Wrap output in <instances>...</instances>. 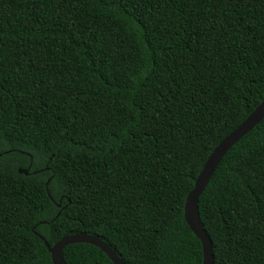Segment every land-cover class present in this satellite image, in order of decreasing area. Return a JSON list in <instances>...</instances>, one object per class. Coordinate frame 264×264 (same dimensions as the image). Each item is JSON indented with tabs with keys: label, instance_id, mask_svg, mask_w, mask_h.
I'll return each mask as SVG.
<instances>
[{
	"label": "trees",
	"instance_id": "16d2710c",
	"mask_svg": "<svg viewBox=\"0 0 264 264\" xmlns=\"http://www.w3.org/2000/svg\"><path fill=\"white\" fill-rule=\"evenodd\" d=\"M263 99L264 0H0V264H53L36 232L202 264L187 196ZM199 211L213 264H264V118ZM63 256L114 264L85 242Z\"/></svg>",
	"mask_w": 264,
	"mask_h": 264
},
{
	"label": "water",
	"instance_id": "95a60500",
	"mask_svg": "<svg viewBox=\"0 0 264 264\" xmlns=\"http://www.w3.org/2000/svg\"><path fill=\"white\" fill-rule=\"evenodd\" d=\"M264 118V99L261 103L243 120L228 136H226L212 151L199 175L196 178L193 189L187 196L184 206V217L192 231L201 240L203 245V262L202 264H213L214 255L212 253V242L210 236L204 229L199 211V197L208 185L218 164L228 152V150L253 127H255ZM59 214V213H58ZM58 216V215H57ZM44 241L49 252L51 253L53 264H67L63 256L64 248L77 242L90 243L100 248L111 259L114 264H127L117 252L98 236L87 233H73L64 235L54 245H50L45 237L36 232Z\"/></svg>",
	"mask_w": 264,
	"mask_h": 264
}]
</instances>
